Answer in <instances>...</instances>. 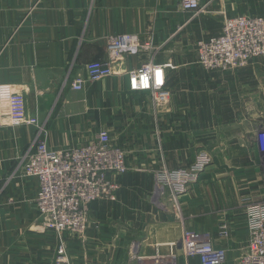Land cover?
Masks as SVG:
<instances>
[{
	"label": "crops",
	"instance_id": "0c3cea01",
	"mask_svg": "<svg viewBox=\"0 0 264 264\" xmlns=\"http://www.w3.org/2000/svg\"><path fill=\"white\" fill-rule=\"evenodd\" d=\"M201 2L205 13L186 24L191 15L179 0H0V96H24L26 115L44 128L40 139L50 149L87 144L106 130L128 166L115 179L116 199L90 205L86 234L60 238L42 225L38 180L21 171L37 128H0V264H139L167 255L171 244L180 251L186 230L225 250L224 264H239L250 243L246 210L264 204V153L257 145L264 57L211 72L197 63V44L219 36L227 18H264V0ZM123 35L150 49L128 53L114 76L72 90L78 76L88 80L89 63L107 59L110 39ZM148 63L169 66L171 97L163 106L129 89L126 72ZM202 153L211 163L182 196L178 218L160 197L156 173L186 168Z\"/></svg>",
	"mask_w": 264,
	"mask_h": 264
},
{
	"label": "built area",
	"instance_id": "2783aa9c",
	"mask_svg": "<svg viewBox=\"0 0 264 264\" xmlns=\"http://www.w3.org/2000/svg\"><path fill=\"white\" fill-rule=\"evenodd\" d=\"M182 12L190 14L186 24L205 13L207 5L201 0H179ZM183 27H180L181 30ZM149 50L137 36L123 35L111 38L107 59L87 65L88 80L78 76L71 85L80 92L88 82H100L116 74V66L126 55L136 50ZM264 57V18L237 16L224 20L219 36L197 44V63L211 72H228L247 67ZM169 66L148 63L126 72L131 92L149 93L155 106L170 101L166 88L165 70ZM32 125L38 136L23 159L21 171L27 178L38 180L39 191L35 205L42 225L60 238L64 235L83 237L90 219V205L96 201H114L120 188L116 178L128 171L126 154L115 147L106 130L100 131L87 144L66 150H52L40 136L45 130L36 118H28L25 99L21 93L0 96V128ZM257 145L264 153V130L257 135ZM211 163L208 154L202 153L194 162L177 170L163 167L156 173V185L164 205L181 218L182 196L197 184ZM250 234L249 249L240 257L239 264H264V204L250 205L246 210ZM178 244L169 246L167 255L155 254L141 259L139 264H180L199 259L201 264H224L226 251L213 247L207 235L186 230ZM59 256L65 248L59 249Z\"/></svg>",
	"mask_w": 264,
	"mask_h": 264
}]
</instances>
